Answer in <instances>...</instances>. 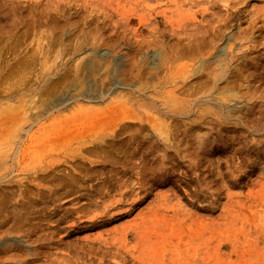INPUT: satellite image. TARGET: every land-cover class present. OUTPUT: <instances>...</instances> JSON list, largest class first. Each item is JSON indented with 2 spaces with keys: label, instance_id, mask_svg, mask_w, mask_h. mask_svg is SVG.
Listing matches in <instances>:
<instances>
[{
  "label": "rangeland",
  "instance_id": "374dc122",
  "mask_svg": "<svg viewBox=\"0 0 264 264\" xmlns=\"http://www.w3.org/2000/svg\"><path fill=\"white\" fill-rule=\"evenodd\" d=\"M0 18V264H264V0Z\"/></svg>",
  "mask_w": 264,
  "mask_h": 264
},
{
  "label": "bare ground",
  "instance_id": "6f19581e",
  "mask_svg": "<svg viewBox=\"0 0 264 264\" xmlns=\"http://www.w3.org/2000/svg\"><path fill=\"white\" fill-rule=\"evenodd\" d=\"M10 8H11V7H10ZM13 8H15V7H13ZM6 9H7V8H6ZM8 9H9V7H8ZM16 11H17V10H16ZM7 13H8V12H7ZM7 13H6V16H7ZM14 13H16V12H14ZM14 16H15V14H14ZM17 16H18V15H17ZM21 16H22V15H21ZM24 16H25V15H24ZM24 16H22V17H24ZM26 16H28V17H26V19L22 20V23H23L24 25H28V26L31 28V25L34 23L35 20H34V18H32V16H30V15H26ZM0 19H1V18H0ZM15 19H16V17H15ZM1 20H2V19H1ZM5 20H6V18H5ZM2 23H4V22L2 21ZM2 23H1V25H3ZM72 23H73V22H72ZM4 26H5V25H4ZM33 26H34V25H32V27H33ZM71 26H72V25H71ZM30 28H29V29H30ZM58 40L62 42V38H60V39H58ZM96 53H97V55H96ZM227 53H228V52H227ZM105 54H106V53H105L103 50H97V49L95 50V55H96L97 57H98V55H99L100 58H101V57H104ZM144 54H145V53H144ZM218 54H220V53H218ZM147 55H148V54H147ZM152 56H153V55H152ZM146 57H147V56H146ZM148 57H150V56H148ZM80 58H82V57H80ZM156 58H157V57H156ZM209 58H210V57H209ZM90 59H91V58H90ZM93 59H94V58H93ZM144 59H145V58H144ZM221 59H222V58H221ZM223 59H224V57H223ZM25 60H26V59H25ZM87 60H88V59H87ZM87 60H85V61H87ZM145 60H146V59H145ZM152 60H154V59L152 58ZM206 60H207V59H206ZM224 60H225V59H224ZM28 61H29V60H28ZM81 61H83V59H82ZM93 61H94V60H93ZM146 61H147V60H146ZM225 61H226V60H225ZM154 62H155V61H154ZM154 62H153V63H154ZM212 62H215V61H212ZM19 63L21 64V62H19ZM24 63H25V62H24ZM87 63H89V64L92 66V68L94 67V62H92V61L90 62V61L88 60ZM226 63H227V62H226ZM224 64H225V63H224ZM21 65H22V64H21ZM76 66H80V62H78V65H76ZM97 66H98V65H97ZM223 67H224V65H223ZM232 67H233V66H232ZM240 67H241V66H240ZM153 68H154V67H153ZM202 68H203V66H202ZM206 68H208V67H206ZM80 69H81V68H80ZM94 69H95V67H94ZM204 69H205V68H204ZM211 69H212V68H211ZM238 69H240V68L238 67ZM83 70H86V69H83ZM207 70H208V69H207ZM207 70L205 69L204 71H207ZM79 71H80V70H79ZM87 71H88V70H87ZM149 71H150V69H149ZM149 71H148V72H149ZM198 71H199V70H198ZM209 71H210V70H209ZM223 71H224V70H223ZM242 71H243V70H242ZM88 72H89V71H88ZM90 72H91V71H90ZM119 72H121V71H119ZM135 73H136V72H135ZM135 73H134V74H135ZM138 73H139V71H138ZM138 73H137V74H138ZM74 74H75V72H74ZM87 74H88V73H87ZM89 74H90V73H89ZM118 74H120V73H118ZM202 75H203V74H202ZM208 75H209V74H208ZM225 75H226V74H225ZM74 76H75V75H74ZM139 76H141V75H139ZM77 77H78V76H77ZM121 77H122V76H121ZM78 78H79V77H78ZM75 79H76V78H75ZM79 80H80V79H79ZM79 80H78V81H79ZM86 80H87V79H86ZM45 81H46V80H45ZM50 81H51V80H50ZM50 81H49V82H50ZM62 81H63V80H62ZM64 81H65V80H64ZM82 81H83V79H82ZM46 82H47V81H46ZM46 82H45V83H46ZM49 82H48V83H49ZM65 82H66V81H65ZM67 82H68V80H67ZM51 83H53V82H51ZM62 83H64V82H62ZM68 84H69V83H68ZM78 84H79V82H78ZM85 84H86V83H85ZM85 84H84V85H85ZM60 85H61V84H59L58 86H60ZM62 85H63V84H62ZM70 85H71V83L69 84V86H70ZM75 85H76V84H75ZM81 85H83V84L81 83ZM46 86H47V85H46ZM67 86H68V85H67ZM72 86H73V85H71V87H72ZM47 89H49V88L47 87ZM45 90H46V89H45ZM171 92H172V91H171ZM228 92H229V91H228ZM127 93H128V92H127ZM168 93H169V92H168ZM125 95H127V94H125ZM127 96H128V95H127ZM157 96H158V95H157ZM179 96H180V95H179ZM93 97H95V96H93ZM123 97H124V95H123ZM54 98H55V97H54ZM159 98H160V96H159ZM191 98H192V97H191ZM91 99H92V98H91ZM126 99H127V98H126ZM163 99H164V98H163ZM184 99H185V98H182L181 100L179 99V102L182 103V101H184ZM53 100H54V99H53ZM53 100H52V102H51V103L54 105L53 107H58V106H57L58 104H63V105L65 104L66 107L69 106L70 104L72 105V102H68V101H66L67 99L60 98V99H56V100H54V101H53ZM131 100H132V99H131ZM138 100H139V99H138ZM168 100H170V99H168ZM168 100L166 99V101H168ZM89 101H90V100H89ZM171 101H172V100H171ZM171 101H170V103H172ZM173 101H174V100H173ZM176 101H177V100H176ZM189 101H190V100H189ZM126 102H127V101H126ZM137 102H138V101H137ZM177 102H178V101H177ZM185 102H186V101H185ZM139 103H141V102H139ZM163 103H164V102H163ZM165 103H166V102H165ZM174 103H175V102H174ZM143 104H145V103H143ZM166 104L169 105L168 103H166ZM172 104H173V103H172ZM146 106H147V105H146ZM162 106H163V105H162ZM69 107H70V106H69ZM142 107H144V106L142 105ZM58 108H60V107H58ZM144 108H145V107H144ZM172 108H173V107H172ZM187 108H188V107H187ZM52 109H53V108H52ZM173 109H174V108H173ZM173 109H171V110H173ZM179 109H180V108H179ZM184 109H185V108H184ZM62 110H63V108H62ZM181 110H183V109H181ZM181 110H179V111L181 112ZM187 110H188V109H186V111H187ZM48 111H49V109H46L43 113H46V112H48ZM182 112H183V111H182ZM178 113H179V112H178ZM41 114H42V113L40 112V113H38V114H34V115H32L33 122L37 120V119H35L36 116L38 117V116H40ZM47 114H48V113H47ZM42 115H43V114H42ZM26 116H27V115H26ZM20 117H21V115H20ZM21 119H22V117H21ZM25 119H26V118L23 119V122H24ZM17 120H18V117H17ZM20 121H21V120L19 119L18 123H19ZM25 121H26V120H25ZM20 125H22L21 122H20ZM165 125H166V124H164V126H165ZM169 125H170V124H169ZM196 125H198V124H196ZM159 126H160V125H159ZM18 127H20V126L17 125V128H18ZM165 127H166V126H165ZM165 127H163V128H165ZM189 127H190V126H189ZM191 128H192V127H191ZM22 129H23V128H22ZM189 129H190V128H188V130H189ZM165 130H167V129H165ZM156 131H157V130H156ZM158 131H160V130H158ZM185 131H186V130H185ZM189 131H190V130H189ZM11 132H12V131H11ZM161 132H162V131H161ZM13 133H14V131H13ZM17 133L19 134L20 132H17ZM158 133H159V132H158ZM200 133H201V132H200ZM200 133H199V134H200ZM202 133H203V132H202ZM159 134H160V133H159ZM162 134H163V132H162ZM162 134H161V135H162ZM164 134L167 135V133H164ZM189 134H190V133H189ZM196 134H197V133H196ZM199 134H197L196 136H198ZM16 135H17V134H16ZM165 135H164V136H165ZM193 135H195V133H194ZM200 135H201V134H200ZM162 136H163V135H162ZM209 136H210V135H209ZM209 136H208V138H212L211 136H210V137H209ZM166 137H167V136H166ZM168 137H169V135H168ZM198 138H199V137H198ZM198 138H197V139H198ZM164 139H165V137H164ZM200 139H201V138H200ZM201 140H202V139H201ZM206 140H207V139H206ZM194 142H195V141H194ZM107 143H108V142H107ZM109 143L111 144V142H109ZM194 144L196 145V147H198V145H197L198 143L195 142ZM201 144H202V143H200V145H201ZM200 145H199V147H200ZM104 147H105V145L103 146V148H104ZM204 147H205V145H204ZM183 148H184V147H183ZM201 148H202V147H201ZM181 149H182V148H181ZM178 151H180V149H178ZM162 155H163V154H162ZM166 157H167V156H166ZM161 160H162V158H161ZM166 160H167V158H166ZM163 161H164V160H163ZM162 164H163V162H162ZM162 172H163V171H162ZM163 174H164V173H163ZM71 179H72V178H71ZM6 192H7V191H6ZM1 193H2V192H1ZM1 193H0V196L2 195ZM7 193H8V192H7ZM3 195H4V193H3ZM11 195H12V194H11ZM4 196H5V195H4ZM8 197H10V196H8ZM8 199H9V198H8ZM12 200H13V199H12ZM12 200H11V201H12ZM3 201H4V200H3ZM8 201H9V200H8ZM1 202H2V200H1ZM1 202H0V203H1ZM2 203H3V202H2ZM9 203H10V201H9ZM10 205H11V203H10ZM12 206H13V205H12ZM12 206H11V208H14V207H12ZM15 207H16V206H15ZM16 208H17V207H16ZM14 210H16V209H14ZM17 212H18V211H17ZM18 216H20V214H19ZM18 216H17V217H18ZM21 216H22V214H21ZM21 216H20V218H21ZM14 217H15V216H14ZM22 217H23V216H22ZM20 218H17V219H20ZM21 220H22V219H21ZM21 220H20V221H21ZM18 222H19V221H18ZM18 222H17V223H18ZM21 223H22V222H21ZM21 223H20V224H21ZM15 224H16V223H15ZM18 224H19V223H18ZM22 224H23V223H22ZM16 225H17V224H16ZM34 259H35V258H34ZM30 260H32V259H30ZM35 260H36V259H35ZM22 261H24V260H21V262H22ZM21 262H20V263H21ZM20 263H19V264H20ZM22 263H23V262H22ZM22 263H21V264H22ZM24 263H25V262H24ZM38 264H39V263H38Z\"/></svg>",
  "mask_w": 264,
  "mask_h": 264
}]
</instances>
